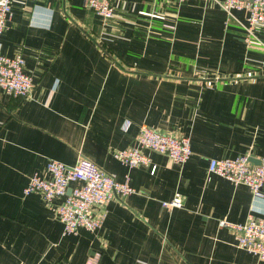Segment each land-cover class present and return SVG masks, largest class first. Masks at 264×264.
Here are the masks:
<instances>
[{"label": "crops", "instance_id": "0c3cea01", "mask_svg": "<svg viewBox=\"0 0 264 264\" xmlns=\"http://www.w3.org/2000/svg\"><path fill=\"white\" fill-rule=\"evenodd\" d=\"M112 8L103 24L83 0L11 1L0 53L21 54L32 87L22 100L0 90V264H83L94 250L97 264H264L217 224L264 215V188L253 196L206 172L209 158L264 156V34L246 44L243 12L227 16L217 0ZM140 125L187 136L190 156L142 150L153 172L127 168L112 152ZM78 155L134 191L104 204L97 229L62 234L61 198L47 206L22 188L48 158ZM174 191L182 206L162 208Z\"/></svg>", "mask_w": 264, "mask_h": 264}, {"label": "built area", "instance_id": "2783aa9c", "mask_svg": "<svg viewBox=\"0 0 264 264\" xmlns=\"http://www.w3.org/2000/svg\"><path fill=\"white\" fill-rule=\"evenodd\" d=\"M11 1L0 0V35L11 19ZM112 1L83 0L84 5L100 17L103 24L114 17ZM217 3L227 16L233 17V11L243 12L245 21L241 25L245 31L246 44L254 40L260 42L258 35L264 34V0H217ZM139 13L154 16L151 13ZM31 87V77L24 71L21 54L6 56L0 53V90L22 100L29 96ZM142 150L163 154L175 164L184 163L191 153L187 136H175L140 125L134 143L113 151L112 156L127 168L143 166L152 173L154 167L150 166ZM206 172L224 178L233 185L247 186L253 196L263 194L264 156L258 158L257 164L250 162L246 154L233 158H209ZM44 174L33 172L22 193L38 192L47 206L52 204L54 198H61L53 209L62 223V234L73 233L78 227L90 231L97 229L105 216L104 204L113 196L134 191L127 175L118 181L82 155H78L71 165L48 158ZM182 200V194L174 191L169 199H162L160 205L170 210L182 206ZM217 224L233 232L238 247L264 261V215L248 213L242 222L220 218ZM99 256L100 253L94 250L87 255L83 264H97Z\"/></svg>", "mask_w": 264, "mask_h": 264}, {"label": "water", "instance_id": "95a60500", "mask_svg": "<svg viewBox=\"0 0 264 264\" xmlns=\"http://www.w3.org/2000/svg\"><path fill=\"white\" fill-rule=\"evenodd\" d=\"M248 160H249L250 162L254 163V164H257V163H258V160H256V162H254V161L252 160V158H249V157H248Z\"/></svg>", "mask_w": 264, "mask_h": 264}]
</instances>
